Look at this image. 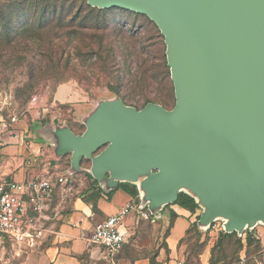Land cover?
<instances>
[{
    "label": "water",
    "instance_id": "95a60500",
    "mask_svg": "<svg viewBox=\"0 0 264 264\" xmlns=\"http://www.w3.org/2000/svg\"><path fill=\"white\" fill-rule=\"evenodd\" d=\"M87 1L145 14L158 26L175 104H108L82 136L58 135V152H70L75 168L91 159V175L114 182L135 180L146 167L141 155L152 152L158 168L140 183L149 182L140 206L154 215L176 201L181 190L171 188L195 180L211 192L206 223L220 205L236 211L227 229L264 219V0Z\"/></svg>",
    "mask_w": 264,
    "mask_h": 264
},
{
    "label": "rangeland",
    "instance_id": "374dc122",
    "mask_svg": "<svg viewBox=\"0 0 264 264\" xmlns=\"http://www.w3.org/2000/svg\"><path fill=\"white\" fill-rule=\"evenodd\" d=\"M0 9V145L6 135L24 130H39L54 139L63 133L82 136L114 102L137 110L148 103L167 110L174 106L164 35L145 14L100 8L87 0H0ZM27 27L28 39L6 41L7 33L22 34ZM80 163L87 167L91 159L82 157ZM156 171L141 168L140 178ZM125 183L139 199L149 192V182ZM179 192L194 198L197 212L178 246L181 264H264L262 215L227 229L231 219L225 210L206 223L210 190L191 180ZM25 251L0 239V264H23ZM247 253L250 263L244 258Z\"/></svg>",
    "mask_w": 264,
    "mask_h": 264
},
{
    "label": "crops",
    "instance_id": "0c3cea01",
    "mask_svg": "<svg viewBox=\"0 0 264 264\" xmlns=\"http://www.w3.org/2000/svg\"><path fill=\"white\" fill-rule=\"evenodd\" d=\"M55 139L39 130H24L18 138L6 135L0 145V174L17 182L76 170L70 184L73 193L63 198L62 187L55 190L46 211L42 243L26 249L23 264H110L104 249L90 241L92 231L96 224L140 199L120 187L125 182L111 181L108 175L94 178L90 165L79 163L75 168L70 155L58 152ZM156 216L140 219L134 210L125 216L120 225L125 243L115 264H150L152 257L159 264H178L179 243L196 221L197 212L170 202Z\"/></svg>",
    "mask_w": 264,
    "mask_h": 264
},
{
    "label": "built area",
    "instance_id": "2783aa9c",
    "mask_svg": "<svg viewBox=\"0 0 264 264\" xmlns=\"http://www.w3.org/2000/svg\"><path fill=\"white\" fill-rule=\"evenodd\" d=\"M11 136L18 138L19 133L13 132ZM72 176L66 173L17 182L0 174V239L7 238L25 250L41 245L46 232V211L55 190L62 187L63 198L71 195ZM143 208L138 202H130L95 225L90 241L104 249L110 264H115V258L125 243V235L120 230L125 216L134 210L140 219L157 217Z\"/></svg>",
    "mask_w": 264,
    "mask_h": 264
},
{
    "label": "trees",
    "instance_id": "16d2710c",
    "mask_svg": "<svg viewBox=\"0 0 264 264\" xmlns=\"http://www.w3.org/2000/svg\"><path fill=\"white\" fill-rule=\"evenodd\" d=\"M0 10H2V9H0ZM0 12H2V11H0ZM30 28H31V27H27V29H25V30L23 31L22 34H20V32H22V31H17V32H14L13 34H11V33H7V34L5 35L6 37H8V38L6 39V41H7V42H10V41H12V40H14V39H17V38H24V37L28 39V36L31 35V34H29ZM41 28H42L41 25L37 26V27L34 29L33 36H36V34H38V31H39ZM19 35H22V36H19ZM120 187H121L124 191H126L127 193H129L130 195H132V196H135V195H136V193L132 190V188L129 186V184H127V183H122V184L120 185ZM174 203H175V204H178V205H180V206H182V207H184V208L190 209V210H192V211H194L195 208H196V203H195L194 198L191 197L190 195H188L187 193H184V192H180V193L178 194V197H177V199H176V201H175ZM189 230H190V229H189ZM244 258H248V259H247V263H250V262L252 261L251 258H249L248 253L245 255ZM95 264H106V263H104V262H97V263H95ZM150 264H159V263H158L157 261H155L154 258L152 257L151 260H150Z\"/></svg>",
    "mask_w": 264,
    "mask_h": 264
},
{
    "label": "bare ground",
    "instance_id": "6f19581e",
    "mask_svg": "<svg viewBox=\"0 0 264 264\" xmlns=\"http://www.w3.org/2000/svg\"><path fill=\"white\" fill-rule=\"evenodd\" d=\"M141 158H142V162L141 163H143L148 169L151 166H154V167L158 168V163H157V161H156V159H155V157H154L152 152H147V153L142 154ZM141 175H142L141 172H139L138 173V177L135 180H132V182H137V181L143 182V181H145L147 176L141 179L140 178ZM120 180H124V178L121 177ZM184 186H185V183H184V180H183V181L179 182L178 184H176L173 188H171V190L174 191V192L175 191H179V190L183 189ZM221 210H225V213L227 214L226 215L227 218H229V219L236 218V211L234 209L225 208L222 205H220V207L217 208L214 216L222 215V211ZM256 219H257V216H254L252 220L255 221ZM245 223H246V221H245Z\"/></svg>",
    "mask_w": 264,
    "mask_h": 264
}]
</instances>
